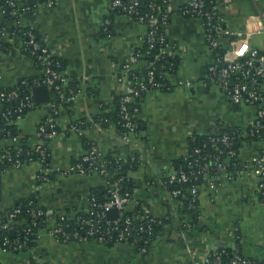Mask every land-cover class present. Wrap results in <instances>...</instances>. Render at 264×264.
Returning <instances> with one entry per match:
<instances>
[{"label":"crops","instance_id":"crops-1","mask_svg":"<svg viewBox=\"0 0 264 264\" xmlns=\"http://www.w3.org/2000/svg\"><path fill=\"white\" fill-rule=\"evenodd\" d=\"M55 1L53 8H39L24 15L21 26L39 34L53 55L63 62L67 78L79 82V90L68 106L59 107L54 130H50L54 132L51 138L43 141L37 135L40 126L48 120L49 107L27 113L16 124L19 142L25 138L28 147L43 144L48 150L54 174L50 183H42L35 165L8 168L0 177V211L36 195L49 215L52 228L58 213L69 210L74 215L85 209L93 190L108 187L107 179L99 174L70 172L86 155L85 144L89 143L102 156L115 160L129 157L137 162V170L128 176L135 180L137 200L153 218L168 217L172 223L165 226L162 238L147 254L139 253L131 245L110 247L99 240L60 243L45 230L39 233L36 246L29 251L14 254L0 249V264H201L205 257L220 250V245L238 248L244 257L263 261L264 206L258 179L250 166L264 149L263 142L244 144L239 157L245 169L234 178L217 174L199 186L200 221L191 238L180 231L184 217L179 202L162 187L173 162L187 154L190 137L217 132L218 123L244 131L256 116L255 108L239 105L234 108V103L209 77L208 70L215 57L206 44L204 25L199 19L182 15L190 0H166L170 17L162 29L167 44L165 51L181 58L173 81H187L191 85L175 84L170 92H147L138 115L142 129L130 142L122 139L116 126L103 128L93 118L103 114L104 108L114 107L117 98L129 93L132 84L124 68L144 67L142 62L133 63V55L142 46L148 25L117 15L112 18L110 33H104L112 13L111 0ZM219 3L230 31L223 39L225 53L239 57L247 49L264 52V21L257 14V4L253 0H220ZM259 7L264 11V0ZM244 31H253L255 35L248 41H238L235 34ZM38 75L31 60L0 49V89ZM81 120L89 122L82 137L70 132L71 124ZM10 145L11 140H0V152ZM147 179L154 181L157 190H148ZM127 209L133 212L135 206ZM235 232L239 233L238 240Z\"/></svg>","mask_w":264,"mask_h":264},{"label":"trees","instance_id":"trees-1","mask_svg":"<svg viewBox=\"0 0 264 264\" xmlns=\"http://www.w3.org/2000/svg\"><path fill=\"white\" fill-rule=\"evenodd\" d=\"M43 0H35V3L42 2ZM140 3L139 6V12L140 15L146 17V21H148L150 16H155L157 18V21L160 22V19H162L163 15L168 13L167 9V2L163 0H138ZM210 1L212 3H210ZM220 0H205L206 2V8L207 10H210L213 6H218L219 13L221 16L225 19V15L223 14L221 7H220ZM151 5H154V7H151ZM10 10L7 9V13ZM117 15H124L120 9L112 10L111 16L108 17L110 24L107 26L108 33H110V25L112 18L116 17ZM170 17V14H169ZM191 18V17H186ZM9 17L5 15L3 17V24L0 25V29L7 27ZM9 33H14L15 36L12 37L13 41H4L0 40V49L6 54H19L29 60L33 63L35 68L39 71L38 76L33 77H27L22 78L18 81V83L10 88H1L0 94H5V98L0 97V140L3 139H13L17 137V126L16 124H12L17 119V116L19 115L18 110L19 106L22 101H26L28 99H32V90L34 87L38 85H43V80L45 76L42 74L45 64L43 60V56L40 52V50H34L33 46L29 44V38L28 34L34 35V40L36 43L39 44L41 48L45 47L49 50L50 55H48V58L46 59V66L50 67L52 70H55L57 73L62 75L63 77L67 78L65 75V66L62 61H60L58 58H56L53 55V52L49 48L48 44L39 36V34L34 31L33 29L24 27L22 29H10L7 30ZM107 33V34H108ZM161 34H163V29L160 31ZM2 36V33H0V37ZM2 38V37H1ZM167 47V44H154V46L151 48L147 42H144L142 46L136 50L135 54H140L143 57L139 58V62H142L144 67L140 70L131 69L129 75L130 80H134L136 82H144L147 85V74L149 72L154 73V83H156L158 88L155 87L154 89L150 90H161L164 92H170L174 86H172L171 82L169 81V76H174L177 74L179 67L181 65V58L174 54H168L165 49ZM256 50V49H255ZM226 52V49L221 46L219 49H216L214 51V57L222 59ZM259 56H264V52L257 50ZM41 57H43L41 59ZM248 58V57H245ZM245 58H242L244 60ZM152 63L153 65L150 67L149 64ZM68 79V78H67ZM69 83L68 86L63 88L61 87L60 92L55 91L53 96L56 98V103L58 105L63 104L64 106H68L69 104L66 103V99H68L72 94L75 95L77 91L79 90V82L73 79H68ZM134 82L133 87H136V92L139 94L136 96L134 93L131 95H125L121 96L116 99L115 106L112 108H104L105 112L101 114L100 116L94 117L93 121L94 123H99L103 128H107L111 125H114L118 128V133L120 136H123L128 133V130L125 127L126 121L124 119V116L122 114L121 106L123 99L126 98H132L129 102L125 103V106L127 107V112L131 116H134L132 118V122L136 123L137 129L136 131L138 134L140 133V130L142 129L141 122L138 118V115L141 111V106L145 100V96L147 92H142L137 88V83ZM247 82V80H244L243 83ZM259 82L261 84L264 83V78L260 79ZM59 85V83H57ZM150 88V87H149ZM149 90V91H150ZM16 92L17 97L15 98H9V95ZM63 97V98H62ZM66 103V104H65ZM107 110V111H106ZM137 110V112H135ZM29 113V111H23L21 114L23 117ZM55 118H58V116H55ZM80 122L83 123L82 130L84 132V129L86 126H88L89 122L87 120H81ZM217 134L218 135H226L230 139V147H225L221 144H218V151H223V158H226V172L228 173L230 178H234L239 171L243 170L244 164L242 160L240 159V151L243 148L245 143H251L254 141H259L256 137H242V130L236 127H230L226 126L224 123L217 124ZM82 132V134H83ZM262 132H259L261 134ZM83 136V135H82ZM81 136V137H82ZM213 134H203V135H197L190 137L188 140V151L187 154L184 157H181L173 162L172 170L183 172L186 176L189 177V180L187 182L180 181V175L176 176V181L173 183H170L168 174L163 178L162 183H165L164 186H162L164 189H166L169 192L180 190V195L176 198V200L181 205L180 213L182 216L188 217L190 220V224L192 228L186 232V235L188 238H191L194 233L197 231V226L199 224V218H200V212L198 210V204L199 202L193 204L192 203V197L190 195L189 189L192 188L195 185H202L205 180L202 178V173H200V168H195L194 172L195 174L192 175V172L187 168L188 164L192 161V158H188L189 155L193 154L195 149L202 148L203 152L202 154L196 156L198 157V162L201 164V160L203 156L205 155H212L218 151L212 147L211 144H208V142L212 139ZM261 142V141H259ZM264 143V141H263ZM204 145H207L205 148H203ZM86 151H91L94 146L93 144H85ZM46 156L43 160V166L45 168H50V153L48 150H46ZM228 151H233L236 153L235 156H228L226 153ZM0 155H8L11 156L14 161L19 160L22 163L26 164L29 162V160L38 161L41 159V156L39 153L31 151L30 147L26 145V139L23 138L18 144H13L7 147L3 152L0 153ZM104 160H99L101 162H107L108 165V172L110 173L109 180L111 182H114L115 180H118L120 178H124L122 181V190L123 192L126 191H132L136 185L135 180L132 177H128L129 173L135 172L137 170V162H134L133 160H130L129 157H126L122 160H115L112 157L109 156H102ZM81 161V159L79 160ZM84 167L86 168V163H83ZM12 167L11 163H7L6 160L2 163L0 167V177L3 172H5L8 168ZM214 172H211L209 175V178L216 176ZM53 176V175H52ZM51 176V178H52ZM148 184L154 183L153 180L147 179ZM153 188L157 190V187L155 184H153ZM109 188H99L96 190H93L89 195V200H91L92 197L95 198L96 204H103L106 201L109 200ZM195 205V208L193 207ZM18 212L14 218H10V215H12L14 212ZM38 211L43 212L44 214L42 216H34L33 213L36 215ZM144 207L140 203L137 207L135 212H130L128 210H125L120 214V218L122 219L120 224L117 225L118 229H115L114 223L108 224V218L104 219L103 222L99 225V230L101 233L107 232L106 238H104L102 241L103 243L107 244L110 247H113L116 245L118 241V236L123 231L125 225H123V222L127 218H131L132 223L129 226V238L127 240V243L134 244L137 251L141 254H147L151 250L153 244L160 240L162 238V233L164 231V228L166 225H170L172 221L170 219H155L152 216H149L147 219H141V216H144ZM72 211L65 212L64 214L68 216H72ZM61 214L58 213L56 215V223H60L61 220ZM139 217V218H138ZM10 221L13 222L12 225H10V228L8 230H2V226L4 224L10 223ZM67 225L70 227L67 229ZM51 227L49 226V215L47 214L46 209L41 205L38 197L36 195H33L30 199L27 201L21 202L19 205L8 209L6 211H0V249H6L7 251H11L8 248H5L3 246V239L4 237L9 238L11 241H24L25 238L28 239V242L26 246L23 247L22 250L19 252H12L14 254L20 253V252H26L31 250L36 246V243L38 242L39 233L45 230H49ZM14 231L15 236L12 237L10 232ZM180 231L184 232L182 226L180 228ZM76 232L79 233L81 238H85L86 240H97L99 239V235L95 237H88L85 236V229L82 230L79 228V226L76 224L75 220H68L63 222V233L70 235L71 239H73V234ZM235 237L238 240L239 233L235 232ZM138 240L134 242L136 239ZM63 235L59 234L57 236V241L60 243H63ZM214 256H220L221 264H231L232 261L236 258V256H239L246 262V264H264L263 261H257L251 258H246L242 255L240 250L238 248L232 249L230 247L222 248L214 254Z\"/></svg>","mask_w":264,"mask_h":264},{"label":"built area","instance_id":"built-area-1","mask_svg":"<svg viewBox=\"0 0 264 264\" xmlns=\"http://www.w3.org/2000/svg\"><path fill=\"white\" fill-rule=\"evenodd\" d=\"M166 1V0H163ZM254 3L257 4V14L258 16L264 21V11L261 10L259 7V3L261 0H253ZM210 3H212L210 1ZM56 5L55 0H43L42 2H36L35 0H0V14L4 17L7 15L9 17V21L7 24V27L10 29H22L24 28L21 26V18L26 15L30 14L34 11H36L39 8H53ZM139 6L140 3L138 0H111L110 8L111 10L120 9L124 13V16H128L131 19L148 25V32L143 40L144 42H147V44L150 45L152 48L154 44H160L163 45L166 43L165 36L160 33L163 26L167 23L169 19V13H166L163 15L162 19H160V22L157 21V18L155 16H150L148 21H146V17L140 15L139 12ZM151 7H154V5H151ZM7 9L10 11L7 13ZM182 15L184 17H191L196 18L202 21L204 25L205 30V40L206 44L212 54H214V51L216 49H219L221 46H223V39L230 35V31L225 26V19L221 16L219 13L218 6H213L210 10H207L206 8V2L205 0H190L187 7L182 11ZM110 24L109 21L105 23L104 27V33L108 31L107 26ZM6 28L0 29V33H2V38L0 37V40L6 39L7 41H13L12 37L15 36L14 33H9ZM263 32V31H262ZM264 33V32H263ZM236 39L239 41H248L251 39L255 32L253 31H244V32H237ZM29 38V44L33 46L34 50H40L43 58V62L45 64V68L42 72V74L45 76L43 80V85L38 86H47L49 90L51 91L52 97L51 102L49 104H46L44 106L49 107V117L46 123L40 126L38 129V137L41 138L43 141L47 140L48 138H51L53 136L54 132H50V130H54V121H56L55 116L59 115V107L62 105H58L56 102V98H54L53 94L55 91L60 92L61 87L65 88L68 86L69 80L59 73H57L55 70H52L50 67L46 66V59L48 58V55H50V52L47 48L43 47L41 48L38 43L35 42V38L33 34H28ZM242 53V52H241ZM239 53V57H235V55L230 56L228 53H225L222 59L215 58V62L213 65L210 66L208 73L211 80H214L215 83L218 85L220 90L225 94V96L234 104L239 106H245V107H252L256 110V116L254 118V121L249 125V127L246 130H242V137H256L259 141H264V92H263V86L264 83L261 84L259 82L260 79L264 78V56H259L257 50L255 49H247L244 50L243 53ZM241 54V55H240ZM143 57L140 54L133 55V63H138L139 58ZM248 57V58H245ZM242 58H245L242 60ZM153 64L150 63L149 66L151 67ZM131 69L130 67L124 68V73L129 80V82L132 84V87L127 94L128 96L131 94H135L136 96L139 94L136 92V87H133L134 82L130 80V73ZM175 76V75H174ZM244 80H247V82L243 83ZM147 85L142 82H136L137 88H139L142 92H149L150 89H154L155 87H159L154 83V73L149 72L147 74ZM169 81L171 82L172 86L177 85L181 87H188L191 85L190 82L187 81H173V75L169 76ZM59 83V85H57ZM150 87V88H149ZM151 91V90H150ZM1 98H5V94H0ZM17 97V93L14 92L9 95V98H15ZM63 98V97H62ZM74 98V95L72 94L68 99H66V103H69ZM132 100V98H126L122 101V114L124 116V119L126 121L125 127L128 130V133L121 136L122 139L126 140L127 142H130L133 137L138 136V132L136 131L137 125L136 123L132 122V118L134 116H131L127 112V107L125 106L126 102H129ZM43 106L36 105L33 93H32V99H28L26 101H22L17 116V119L12 122V124H17L23 116L21 115L23 111H33L37 108H40ZM137 112V110L135 111ZM82 122H76L71 124L70 126V132L73 134H76L78 136H82ZM259 132H262L259 134ZM213 135L212 139L208 142V144H211L212 147L216 151H218V144H221L225 147H230V139L226 135H218L217 132L210 133ZM11 140V145L18 144L19 138L15 137ZM207 145H204L203 148H205ZM31 151L37 152L40 154L41 159L38 161L29 160L26 164L35 165L38 168V174L40 181L42 183H50L51 176L54 174V172L51 170V168H45L43 166V160L46 156V148L43 146V144H39L33 148H30ZM202 148L195 149L193 154L189 155L188 158H192V161L188 164V169L192 172V175L195 174L194 170L195 168H200V173H202L203 180H208L209 175L211 172H214L215 174H224V176L228 179H231L226 172V158H223V151H218L212 155H205L202 158L201 164L198 162V157L196 156L202 154ZM3 152V151H1ZM0 152V153H1ZM228 156H235L236 153L233 151H228L226 153ZM104 160L102 158V154L99 153L94 147L91 151H87L86 155L81 158V161H78L75 163L72 168L70 169L71 173H78V174H85V175H92V174H99L100 176H103L107 179L108 182V188H109V200L106 201L103 204H96L95 198L92 197L91 200H88V205L85 209H81L74 215L68 216L65 214H61V222L56 223L51 229L48 230L49 236L57 241V236L59 234L63 235V243H69V242H83L86 239L81 238L79 233L76 232L73 234V239H71L70 235H67L63 233V222L68 220H75L76 224L79 226L80 229H85V236L88 237H95L99 235V241L103 242L102 240L106 238L108 235L107 232L101 233L99 230V225L103 222L104 219L108 218V224L114 223L115 229H118L117 225L120 224L121 218L119 217L122 212L125 210H128L127 208L130 205H134L135 209L133 212H135L136 207L141 203L137 200V194L138 190L134 188L132 191H126L123 192L122 190V181L124 180L125 176L123 178H120L118 180H115L114 182H111L109 180L110 173L108 172V165L107 162H101L99 160ZM6 160L7 163H11L12 167L14 168H22L24 163H22L19 160H15L8 155H0V167L2 163ZM83 163H86L87 167L85 168ZM251 171L255 175V177L258 179V192L260 194L261 203L264 206V149L262 152L253 159L251 162ZM11 167V168H12ZM245 169V167H243ZM242 171H239L241 173ZM238 173V174H239ZM180 175V181L187 182L189 180V177L186 176L183 172L172 170L168 174V178L170 183H173L176 181V176ZM153 184H148V190H152ZM165 183H162V186H164ZM166 185V184H165ZM190 195L192 197V203H197L199 199V186L195 185L192 188L189 189ZM180 190H175L172 192H169V194L173 198H177L180 195ZM181 206V205H180ZM195 208V205L193 206ZM112 210H116L118 212V217L114 220H111L108 217V213ZM18 212H14L12 215H10V218H14L15 215ZM44 213L41 211H38V213L34 216H42ZM149 214L147 211H144V216H141V219H147L149 218ZM139 218V217H138ZM165 219H169L168 217ZM132 220L131 218L125 219L123 222V225H125L123 231L118 236V241L116 245L120 244H127L134 246V244L127 243V240L131 238L129 236V226L131 225ZM13 222L10 221V223L4 224L2 226V230H8L10 228V225H12ZM181 226L184 230L182 232L184 235L188 230L192 228L190 224V220L188 217L184 216L183 222L181 223ZM70 227L67 225V229ZM138 238L134 241L136 242ZM28 242V239L25 238L24 241L16 240L11 241L9 238L4 237L3 239V246L5 248H8L11 251H7L6 249H3L5 252H19L23 249L24 246H26ZM58 242V241H57ZM115 245V246H116ZM216 254V253H215ZM201 264H221L220 256H214V254L209 255L204 258L203 262ZM231 264H246L244 260H242L241 257L236 256V258L232 261Z\"/></svg>","mask_w":264,"mask_h":264},{"label":"water","instance_id":"water-1","mask_svg":"<svg viewBox=\"0 0 264 264\" xmlns=\"http://www.w3.org/2000/svg\"><path fill=\"white\" fill-rule=\"evenodd\" d=\"M32 93H33L34 101H35L36 105H38V106H44V105L49 104L51 102L52 94H51V91L49 90V88L47 86H36L33 88ZM232 106L236 109L238 107L236 104H233ZM143 156H145V154ZM108 217L111 220H114L118 217V212L116 210H112L108 213ZM10 234L12 237L15 236L14 231H11ZM220 248L222 249L221 245L218 246V249H220Z\"/></svg>","mask_w":264,"mask_h":264}]
</instances>
